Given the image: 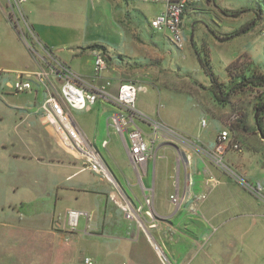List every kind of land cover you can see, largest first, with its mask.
I'll list each match as a JSON object with an SVG mask.
<instances>
[{"label": "crops", "instance_id": "obj_1", "mask_svg": "<svg viewBox=\"0 0 264 264\" xmlns=\"http://www.w3.org/2000/svg\"><path fill=\"white\" fill-rule=\"evenodd\" d=\"M8 6V0H0V200L20 192L54 203L53 207L45 206L38 219H33L37 215L29 211L25 214L32 218L29 219L31 231L45 235L52 254H65L58 251L73 248V235L81 231L76 229L79 224L76 228L70 226L69 209L84 210L88 216L84 231L93 227L130 234L131 239L136 236V225H125L120 220L123 210L110 201L116 192L112 178L121 188L118 199H131L144 209L149 208L146 199H152L157 227L150 231L169 261H249L248 254L242 255L239 246L233 249L237 244L231 240L238 235L240 227L235 231L226 229L236 216H226L222 210L207 207L209 196L204 198L202 190L206 178L214 176L211 166L216 162L197 147L212 148L223 130L220 125L232 127L229 132L234 139L240 137L243 119L231 124L223 111L224 115L215 119L216 132L204 130L201 121L203 113L208 114L207 109L191 96L202 112L196 117L197 122L183 123L181 108L166 104L164 96L157 95L155 89L179 91V80L171 77L170 68L174 66L178 78H191V70L179 64L177 58L193 48L197 56H207L211 65L214 57L225 55L227 76L222 81L226 83L230 80L229 67L236 62L244 60L251 68L263 71L264 0H242L237 5L226 0H191L183 15V47L172 43L167 33L152 28L151 21L165 8V0H27L24 3L38 41L58 59L97 85L110 81L111 93H117L124 82L137 83L138 108L191 140V143L175 138L158 140L153 155L136 168L130 159L128 131L121 133L114 125V118L120 113L117 105L100 98L88 109L73 110L83 132L106 163L111 178L87 168L83 160L66 152L53 128L46 124L42 105L50 91L38 76L45 63L30 49L33 40H26L10 23ZM222 9L242 13L232 17L223 14ZM252 23L247 32L235 34ZM33 46L43 55L40 47ZM98 52L104 54L107 68L96 74ZM168 58L170 67L165 65ZM18 79L30 82L32 90L17 93L25 96L22 103H11L9 96L16 93L13 83ZM141 94L148 95L149 100ZM137 124L149 133L147 122L138 120ZM252 125L258 133L255 113ZM232 164L241 177L249 180L251 165ZM261 166L264 170V163ZM223 171L237 175L232 170L233 173ZM224 184L228 193L217 196L219 199L232 197L245 201V197L230 193L238 191V184L231 179ZM175 193L183 199L179 206L171 199ZM59 201L65 203L60 210ZM145 240L140 244L152 251L150 242ZM138 255V260L149 261L142 253Z\"/></svg>", "mask_w": 264, "mask_h": 264}, {"label": "rangeland", "instance_id": "obj_2", "mask_svg": "<svg viewBox=\"0 0 264 264\" xmlns=\"http://www.w3.org/2000/svg\"><path fill=\"white\" fill-rule=\"evenodd\" d=\"M241 1L226 0L231 5H237ZM201 57L204 59L207 56ZM199 59L200 57L197 56L195 48L185 53L180 59L177 58L179 64L191 70V78H178L173 69V62L171 63L173 67L170 68L172 72L170 75L179 80L177 89L181 92L174 91V89L160 88L162 91L155 89V93L157 95L160 93L161 96H164L166 104L174 108L177 106L181 108V121L183 123L197 122L196 117L202 112L200 107L193 103L192 96L203 108L207 109L208 114L203 113L202 115L203 120L206 121L205 125H203L202 117H199V120H202L201 125L204 130L209 129L216 132L217 127L215 124L217 122L215 119H220L219 116L221 114L224 115L223 111H225L227 119L234 113H238L240 118L243 119L245 124L240 123V137L234 135L237 141L231 134V138L240 143L242 149L241 151L228 150L225 153L223 162L239 177L242 174L233 167L232 163L251 165L249 180L244 177H241V179L237 178L232 174L228 175L220 165L215 163L211 166L215 177L209 176V178H206L202 193H204V198L209 196L206 200L207 207H213L217 211L222 210L226 213V216H236L235 219H232L227 224L226 229L235 231L240 227L238 235L232 234L235 237L231 241L237 244L233 249L239 246L242 255L248 254L249 261H169L164 263L156 255L157 253L153 247L152 251L142 247V240L146 241L147 234L140 229L137 220L127 219L125 215L120 217V220L125 225H136L134 233L136 236L132 238L133 240L130 234L125 236L122 235L123 233L115 232L111 229H94L91 227L87 228L89 229L88 231H84L88 216L82 214L78 221L79 227L76 228L81 231L73 235V248L58 251L65 254L56 253V255H53L52 250L48 247L49 244L44 239L45 235L31 231L32 227L29 223L31 216L25 213L29 211L33 215H37L33 219H38L41 212H45L44 207H53L54 203L45 202L41 198L39 200L38 197L17 192L8 194L4 201L3 199L0 200V264H81L85 256L93 257L97 264H113L121 261H126L128 264H264V185H262V183L264 184V170L261 166V163H264V141L252 125L253 114L255 113L254 107L259 93L254 89L247 88L232 95L229 105H223L216 100L211 90L210 78L200 70ZM169 60L170 58H168V62H165L166 67H170ZM175 64L178 66V63ZM212 65L215 74L223 80L227 76L225 55L220 54L218 57H214ZM141 96L149 100L147 98L148 95L141 94ZM24 99L25 96L23 94L13 93L9 96L11 103H22ZM246 126L247 129H250L243 131L244 128L242 127ZM219 127L220 130H232V127L229 129L228 125H220ZM229 179L238 184V191H231L230 193L235 196L245 197V201H239L237 198L235 200L232 197L228 198V200H222L217 197L223 193H228L224 183L229 181ZM255 188L259 190L255 191ZM110 201L115 205L113 198ZM64 205L65 203L59 201L58 210H60V206ZM72 207L83 208V205L76 206L72 204ZM150 235L153 237L151 231ZM140 237H142V240ZM247 248H250L249 250L251 251H246ZM140 253L149 261L138 260L140 256L138 254ZM255 253L256 258L254 257Z\"/></svg>", "mask_w": 264, "mask_h": 264}, {"label": "built area", "instance_id": "obj_3", "mask_svg": "<svg viewBox=\"0 0 264 264\" xmlns=\"http://www.w3.org/2000/svg\"><path fill=\"white\" fill-rule=\"evenodd\" d=\"M26 1L27 0H8V18L12 26L21 36L26 40H29V38L33 40L32 44L31 42L29 43L30 49L33 53L40 56L45 63L44 68L40 70L38 76L45 81V86H47L50 92L43 102L42 110L46 124L53 128L59 145L66 152L83 160L85 166L94 172L106 177H112L99 151L85 135L72 113L73 110L88 109L100 98H104L120 108L119 115L114 118V125L121 133H124L126 130L128 131L130 159L136 168H139V166L147 162L153 155V146L155 142L160 139L175 138L186 143H191L188 137L181 135L165 122L150 117L138 108L137 97L140 88L137 83L132 81L124 82L120 85L117 93H111L108 90L111 85L110 81L97 85L87 80L84 76L58 59L48 47L38 41L24 9V3ZM190 1L191 0H165V8L155 15L151 21L152 28L167 33L172 43L177 47L184 46L182 21ZM33 44L42 49L43 55L36 50ZM106 68V58L102 52H98L95 58L94 71L98 74ZM13 90L16 93L28 92L32 90V85L28 81L18 79L13 83ZM241 119L238 113H234L229 117L231 124L239 122ZM138 120L145 121L149 124L150 131L148 134L138 126ZM205 124L206 121L203 120V125ZM147 136L148 140H146ZM197 147L200 152L214 160L227 172L232 171L223 162L225 153L228 149L236 151H241L242 149L240 143L233 141L228 129L222 130L217 135L212 148L203 149L199 148V146ZM236 177L241 179V177L237 175ZM111 181L116 188V192L112 195L116 205L123 210L127 219L138 221L140 229L147 234L148 241L160 257V260L164 263L169 262L163 248L150 235V229L157 227L156 214L151 207L152 199H146V205L149 206L147 209H144L143 205H135L131 199H118V192L121 191V188L116 180L111 178ZM254 190L258 191L259 189L255 188ZM171 199L178 206L183 200L178 193L171 195ZM82 214L86 213L76 209L68 210V220L72 228L78 226V221ZM147 219H149V221ZM81 264H97V262L93 257L85 256ZM113 264L128 263L126 261H121Z\"/></svg>", "mask_w": 264, "mask_h": 264}, {"label": "trees", "instance_id": "obj_4", "mask_svg": "<svg viewBox=\"0 0 264 264\" xmlns=\"http://www.w3.org/2000/svg\"><path fill=\"white\" fill-rule=\"evenodd\" d=\"M227 16L237 17L242 11L228 12L221 10ZM252 24L242 27L235 34H243L247 32ZM222 40L226 38H221ZM200 64L204 73L210 78V87L215 95L217 101L222 104L230 102L232 95L237 94L243 90L254 89L259 93V97L255 104V123L258 133L264 139V70L260 71L256 68H251L247 61L236 62L229 67V82L222 81L218 75L213 71L210 59L200 57Z\"/></svg>", "mask_w": 264, "mask_h": 264}]
</instances>
